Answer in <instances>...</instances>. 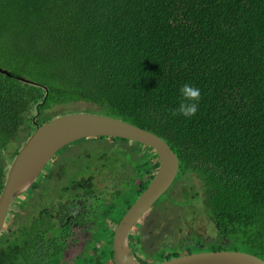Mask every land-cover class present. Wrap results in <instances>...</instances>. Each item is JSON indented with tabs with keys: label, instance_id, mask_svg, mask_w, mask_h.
<instances>
[{
	"label": "trees",
	"instance_id": "trees-1",
	"mask_svg": "<svg viewBox=\"0 0 264 264\" xmlns=\"http://www.w3.org/2000/svg\"><path fill=\"white\" fill-rule=\"evenodd\" d=\"M0 69L15 76L0 74V195L36 125L94 104L162 137L179 159L177 182H201L220 235L264 261V0H0ZM186 83L201 91L190 118L173 115ZM100 139L128 146L118 153L131 162L148 163L149 179L109 207L119 222L130 197L153 181L159 159L145 145ZM50 205L23 204L0 236V264H115L114 233L105 225L93 236L110 243L67 263L69 231ZM58 206L57 217L70 210ZM131 246L141 264L178 256L161 251L149 260L145 242Z\"/></svg>",
	"mask_w": 264,
	"mask_h": 264
},
{
	"label": "flooded vegetation",
	"instance_id": "flooded-vegetation-1",
	"mask_svg": "<svg viewBox=\"0 0 264 264\" xmlns=\"http://www.w3.org/2000/svg\"><path fill=\"white\" fill-rule=\"evenodd\" d=\"M100 138L110 137L89 138L87 140H108H101ZM110 142H112V140H110ZM70 146H72V144L69 145V147ZM118 149L119 148H117L116 150L118 151ZM62 151L63 150L61 149L58 153ZM89 157L90 153L88 151L84 153L78 151L76 156L73 158V165H60V157H55L53 162H50L49 165L46 166V169L44 168L45 170H43V173H41L42 175L40 174V178L38 177L39 180L37 179L36 181L37 188H31L29 190L32 191L30 196H27V194H25V196L29 199L28 201H34L37 204H42L43 201L46 202V205H56V207H53L55 210L52 211V215L55 219L54 221L58 224L59 227H66L69 231L67 236L68 247L66 252L63 253V255H65V258L63 259L66 260V254L69 247L72 252H74L75 247L79 248V250L75 252L74 259H71L72 263H76L79 256H81L84 252L88 253L90 256H95L96 253L93 252L92 248H104L107 244L110 243L108 240H99L100 237L102 238V234L93 236V232L97 227L105 225L107 229L106 232L115 233V230L122 220L119 222L115 220L112 215L113 210H109L114 197L120 195L125 196L130 190L133 191L135 187H138L137 190H139L141 182H144V179H149V171L147 168L148 163L131 162V160H116V162H111L110 169H107L106 166H101L94 177H82L79 174L78 169H80V167H82L83 165H89L86 164V159H88ZM117 163H120L123 168H126L128 170L132 165L129 171V177L124 176L121 172L115 171L114 167ZM71 171H77L78 176L73 181H68L67 185L63 184V181H66L63 179H66L68 173ZM157 173L158 170L155 176L157 175ZM107 174L109 175L106 178H102V175L106 176ZM177 178L172 186L173 188L171 187L172 190L170 188V191L168 193L170 195V198L172 197L173 199L174 189L176 187H181L184 183V181L181 180L177 182ZM103 183L110 185H104ZM51 185H55V188L52 189ZM101 186H103V188H101ZM110 187L113 188L110 189ZM54 195L56 197V201H48L53 198ZM138 198L139 197L134 196L130 197L129 202L132 204V206ZM159 201L153 206L148 214L144 216V218H142L140 223L137 224L136 227H134L129 235L128 242L134 258L135 253L132 250V242H134V244H141L144 242L146 243L147 250L145 258L149 255V260L153 259L152 256L154 254L161 251H165L166 253H171L173 255L178 254L179 256L184 254H192L193 250L203 248L208 244H217L219 247H223L230 243V239L228 237L220 235L214 223L209 218L207 210L205 211L206 217H208L212 226L216 230L217 236L215 239L205 241L197 234H193L191 239L189 237H187L186 239L179 237V233L182 232L183 224H185V221L187 220V216H182V214L186 213L188 210H175L173 208H170L171 204L169 202H163V200L161 201L162 204L157 206ZM24 203L25 202H20L19 204L23 206ZM26 204L27 203H25V205ZM59 204L66 206L68 205L70 207V210L62 212L57 217V214L60 211L58 206ZM52 205H50L49 207H52ZM130 208H126L125 211L124 209L120 210L119 213H121L122 216L123 214L125 216ZM192 214L195 215L196 211H194ZM159 230H163V232L161 234L153 233ZM76 233L87 234V237L83 240V242H81L79 241ZM111 245L113 246V238ZM155 245L156 248H154ZM220 251L224 250L221 249ZM136 254L141 255L143 253L142 251H136ZM173 258H176V256H173Z\"/></svg>",
	"mask_w": 264,
	"mask_h": 264
},
{
	"label": "water",
	"instance_id": "water-1",
	"mask_svg": "<svg viewBox=\"0 0 264 264\" xmlns=\"http://www.w3.org/2000/svg\"><path fill=\"white\" fill-rule=\"evenodd\" d=\"M0 74L15 77L3 69H0ZM17 79L25 84L37 86L25 78ZM98 137L119 138L139 143L152 148L158 155L157 175L124 216L113 236L114 263L141 264L131 252L129 235L153 206L169 193L178 176L179 159L162 137L105 115L69 113L55 116L42 125L35 126L8 169L0 195V236L10 209L34 186L50 159L61 149L75 142ZM156 264H264V261L246 252L216 251L179 255Z\"/></svg>",
	"mask_w": 264,
	"mask_h": 264
},
{
	"label": "rangeland",
	"instance_id": "rangeland-1",
	"mask_svg": "<svg viewBox=\"0 0 264 264\" xmlns=\"http://www.w3.org/2000/svg\"><path fill=\"white\" fill-rule=\"evenodd\" d=\"M74 109L75 111H73L72 113H90V114H99V115L103 114L102 110L94 104L79 103V104H76ZM126 147L128 148V146L126 145H123L119 142L117 143H114L113 141L110 142V140H107V141L89 140L83 143L81 142L77 144L73 143L72 146H70L66 150H63L62 152L55 154L54 157H60V163H59L60 165H63V164L73 165L72 164L73 158L76 156L78 151L81 153L88 151L90 153V157L86 159V164H89V165H83L78 170H79V174L82 177H94L97 174L98 169L101 168V166H106L107 169H110L111 162H116V160H130L128 156L124 154H119L118 151L116 150L117 148L126 149ZM131 166L128 170L126 168H123L120 163H117L114 169L117 172H121L124 176L129 177L130 176L129 171L131 169ZM108 175L109 174H107L106 176L102 175V178H106ZM77 176H78L77 171L69 172L67 178L63 179V180H66V181H63V184L67 185L68 181H73L74 179H76ZM56 183H59V182H56ZM103 184L110 185L106 183H103ZM51 188L52 189L55 188V185H51ZM101 188H103V186H101ZM111 188L113 187H110V189ZM29 192L26 193L27 196H30L32 193V192L31 193ZM173 192H174V199L170 198L168 194L162 200H164V202H169V203L171 201L170 203L171 208L175 210H181V211L188 210L186 213L182 214V216L183 215L187 216V220L185 221V224H183L182 232L179 233V237H182L183 239H186L187 237H189L191 239L193 234H197L199 235L200 238L204 239L205 241H210V240L215 239L217 236L216 230L212 226L208 217H206V213H205L206 211V207L204 204L205 197H204V192L202 190L201 182L196 177H192L191 182L183 183L181 187H176ZM22 197L23 198L18 199L16 203L14 204V206H12V208L10 209L2 234H4L7 231L8 227L16 220L17 217L15 215L17 213H20L19 210L23 212L24 206L19 204V202L32 203L31 201H28L29 199L25 196V194ZM52 200L56 201L55 195L53 196V198H51L48 201H52ZM42 204L46 205V202L42 201ZM194 211H196L195 215L192 214ZM16 227H17V224L13 225L12 229H15ZM162 232L163 230H159L153 233L161 234ZM76 235L79 241L81 242H83V240L87 237V234L76 233ZM218 244H222V243H218ZM154 248H156V245L154 246ZM220 249H223L224 251H239V252L247 251L246 248L239 245L238 242H234L230 240V243H228L227 245L223 247H219L217 244H208L204 246L203 248L193 250L192 254L216 252V251H220ZM78 250L79 248L75 247L74 252H72L69 247L67 254H66L65 261L67 263H71V261L74 259L75 252Z\"/></svg>",
	"mask_w": 264,
	"mask_h": 264
},
{
	"label": "clouds",
	"instance_id": "clouds-1",
	"mask_svg": "<svg viewBox=\"0 0 264 264\" xmlns=\"http://www.w3.org/2000/svg\"><path fill=\"white\" fill-rule=\"evenodd\" d=\"M179 95L181 99L173 115H180L186 118L195 116L201 99L200 89L186 83L179 89Z\"/></svg>",
	"mask_w": 264,
	"mask_h": 264
}]
</instances>
